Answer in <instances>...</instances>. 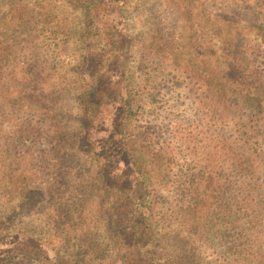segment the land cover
I'll use <instances>...</instances> for the list:
<instances>
[{
    "label": "rangeland",
    "instance_id": "374dc122",
    "mask_svg": "<svg viewBox=\"0 0 264 264\" xmlns=\"http://www.w3.org/2000/svg\"><path fill=\"white\" fill-rule=\"evenodd\" d=\"M89 1L0 0V264H264V0Z\"/></svg>",
    "mask_w": 264,
    "mask_h": 264
},
{
    "label": "trees",
    "instance_id": "16d2710c",
    "mask_svg": "<svg viewBox=\"0 0 264 264\" xmlns=\"http://www.w3.org/2000/svg\"><path fill=\"white\" fill-rule=\"evenodd\" d=\"M86 2L88 3V4H93L94 2H91V1H89V0H86ZM45 19L44 20H41V22H42V24H41V27H46V29H48V28H50V21L48 20L49 18L48 17H44ZM4 19H5V21H7L8 22V24H14V23H18L17 25H21L24 21H23V18H21V17H15V16H6V17H4ZM59 23H62V22H59ZM108 43V42H107ZM104 168V167H103ZM102 168V169H103ZM138 169V168H137ZM121 175H122V173H120V174H118V175H116L115 176V181L113 182V183H111V185H110V193H112V194H114V195H116L114 198H113V200H114V209H115V211L118 213L119 212V210H122V212L123 213H121V215H119V216H121V217H118L117 216V219H115V222L117 223V221L119 220H123L122 218V216H123V214H130L131 212H130V200H129V196H127L126 198L128 199V201H126V200H124V199H122L121 198V194H120V192L122 191H124L123 189H122V180L124 179V178H121ZM120 178V179H119ZM137 183L138 184H140L138 181H137ZM140 191V196H135L136 197V201L138 202L137 203V205L139 204V205H141V203L143 202V204H144V199H145V196H144V194H142L143 192H142V190L140 189L139 190ZM132 199V198H131ZM144 208V207H143ZM136 215V216H135ZM139 218V219H138ZM124 221V220H123ZM110 222H111V220H110ZM110 222L107 224V225H110ZM115 222H114V226H115ZM127 224H128V227H130V228H132V226H133V229H134V233L132 234L133 235V237L135 236V237H137V236H143V238H145L146 240H151V241H154L153 239H152V234H151V232L148 230V227H149V223L146 221V219L145 218H142V216H141V218H140V216H137V214H133V213H131L130 214V217H129V220L126 222ZM145 224V225H144ZM113 226V225H112ZM141 226H143L142 228V230H141ZM147 227V228H146ZM147 229V230H146ZM148 235V236H147ZM119 243H120V241H118ZM156 243H158V244H160V242L159 241H157V242H153V244L154 245H156ZM135 251H127L126 253H127V255L128 256H131V254H133V255H135V253H134ZM137 253L139 254V255H142V252H138L137 251Z\"/></svg>",
    "mask_w": 264,
    "mask_h": 264
}]
</instances>
